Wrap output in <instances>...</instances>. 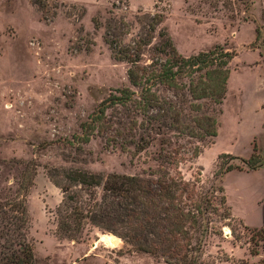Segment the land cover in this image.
<instances>
[{
  "label": "rangeland",
  "instance_id": "rangeland-1",
  "mask_svg": "<svg viewBox=\"0 0 264 264\" xmlns=\"http://www.w3.org/2000/svg\"><path fill=\"white\" fill-rule=\"evenodd\" d=\"M252 19L264 26V0H0V200L25 203L37 264H262L264 232L232 218L222 193L224 170H248L241 159L250 157L237 152L256 143L249 131L259 120L247 113L264 89V50L251 48ZM141 35L149 45L137 53V73L157 102H115L123 89L141 99L130 63L119 59ZM168 39L184 58L217 46L238 53L222 105L188 91L205 70L181 76L177 88L157 80ZM52 168L139 178L155 191L168 184L181 231L164 232L173 216L165 191L146 199L155 254L89 224L79 241L60 237L63 194ZM93 193L98 201L105 195L102 187ZM154 224L161 234L149 233ZM105 234L121 242L111 248Z\"/></svg>",
  "mask_w": 264,
  "mask_h": 264
},
{
  "label": "trees",
  "instance_id": "trees-1",
  "mask_svg": "<svg viewBox=\"0 0 264 264\" xmlns=\"http://www.w3.org/2000/svg\"><path fill=\"white\" fill-rule=\"evenodd\" d=\"M247 20L249 19L245 18V21ZM252 21L255 24V39L251 44V48L264 50V26L260 25L256 20L252 19ZM145 45L147 46L149 43L141 35L138 41L134 42L132 49L127 47V49L119 52V59L127 61L131 65L128 71L129 79L134 87L141 89V99H132L131 96L134 94L129 89H123L118 91L119 95L114 96L113 101L119 103L132 101L138 106L143 103L147 105L153 104L152 102H157L155 98H149L150 95L153 96V92L150 90V87H144V83L141 81L142 78L137 73L139 70L137 64L140 61L137 53ZM261 53L260 56L262 57L263 55ZM160 54L165 57V61L159 63L161 72L156 77L161 84H171L174 88H177L178 85L175 84V80L181 78V76L186 73V76H190L191 74H197L205 70L204 79H200L199 84L193 89V81H191L188 91L197 100L209 99L217 105L223 104L231 75L230 64L237 56V52L226 50L222 46H217L213 50L184 58L177 53L172 42L168 39V43L163 45ZM142 71L145 72L146 70L144 69ZM185 88L182 86L178 89L182 91ZM102 106V109L99 111L100 114L104 113V104ZM99 118L100 115H96L93 118V122L98 121ZM206 120L211 123V126L217 125L216 118L208 117ZM215 135L213 134V136ZM86 142H89V139ZM226 156L229 157V155ZM258 157L260 155L257 153V146L254 143L251 157L248 160L241 159V162L248 165V170H254L264 162V160H261L259 164H254ZM230 158L238 159L237 157ZM234 169L239 168L229 165L224 170V173L226 174ZM48 176L63 194L62 202L57 209L59 216L57 231L60 237L67 238L71 241H79L82 238L81 234L85 225L89 224L114 233L123 238L129 245L137 247L139 251L150 253L152 250L147 246L148 240L146 239L145 232L147 229L146 226L150 224L149 222L152 218H150L149 205L146 199H149L150 195L158 198L162 197L165 191L167 192L165 193V197L168 196L166 200H168L170 205L169 211L173 216L170 217L169 227L163 226L165 229L164 232L168 234L170 231L172 233L177 230L181 231V218L178 214V208L174 203L175 196L169 192L168 184H160L158 186L159 189L155 191L139 178L110 175L104 180L98 173L57 168L49 169ZM99 187H102L105 193L100 201L95 198V194L93 193V190ZM134 192H138L143 197L133 196L132 194ZM222 193L224 196V204L227 205L223 186ZM114 196L122 197L124 201H106V198H112ZM164 208L162 207L161 210ZM228 210L230 213L229 207ZM138 220H140V223L136 224L135 221ZM163 221L164 219H158V224L161 225ZM28 227L29 215L23 201L2 202L0 200V264L38 263L34 254L33 243L27 234ZM124 228L126 232H122ZM143 229L144 236H141L138 233ZM156 231L160 232V234L162 233L160 228L154 224L149 233ZM160 239H164L163 241L169 240L167 237H161V235ZM141 241L144 243H140ZM133 242L137 243V245L133 244ZM151 253L155 254L154 251Z\"/></svg>",
  "mask_w": 264,
  "mask_h": 264
},
{
  "label": "crops",
  "instance_id": "crops-1",
  "mask_svg": "<svg viewBox=\"0 0 264 264\" xmlns=\"http://www.w3.org/2000/svg\"><path fill=\"white\" fill-rule=\"evenodd\" d=\"M237 57L238 53L234 59ZM229 87L228 81V91ZM251 104V106H248L250 109H248L249 113H247V116L257 117L259 124L253 127L249 132L255 135L257 153L260 156H264V89L258 92V95L253 99ZM244 150L245 152H237L238 156L251 157L253 145L249 143L248 146H245ZM222 186L224 188V194L227 206L230 209L231 217L238 220L246 229L263 232L264 162L260 167L254 170L234 169L227 172L223 177ZM229 187H231V192ZM258 258H262V264H264V251Z\"/></svg>",
  "mask_w": 264,
  "mask_h": 264
},
{
  "label": "bare ground",
  "instance_id": "bare-ground-1",
  "mask_svg": "<svg viewBox=\"0 0 264 264\" xmlns=\"http://www.w3.org/2000/svg\"><path fill=\"white\" fill-rule=\"evenodd\" d=\"M103 239L105 243L111 248H115L121 242V240L118 237L111 234H105L103 236Z\"/></svg>",
  "mask_w": 264,
  "mask_h": 264
},
{
  "label": "water",
  "instance_id": "water-1",
  "mask_svg": "<svg viewBox=\"0 0 264 264\" xmlns=\"http://www.w3.org/2000/svg\"><path fill=\"white\" fill-rule=\"evenodd\" d=\"M96 245L94 244L93 247H95Z\"/></svg>",
  "mask_w": 264,
  "mask_h": 264
}]
</instances>
